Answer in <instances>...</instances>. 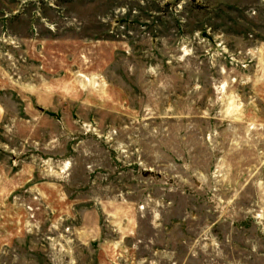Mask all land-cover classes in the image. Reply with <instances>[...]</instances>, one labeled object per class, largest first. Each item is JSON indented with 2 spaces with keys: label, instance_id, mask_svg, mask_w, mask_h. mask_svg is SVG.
<instances>
[{
  "label": "rangeland",
  "instance_id": "1",
  "mask_svg": "<svg viewBox=\"0 0 264 264\" xmlns=\"http://www.w3.org/2000/svg\"><path fill=\"white\" fill-rule=\"evenodd\" d=\"M0 264H264V0H0Z\"/></svg>",
  "mask_w": 264,
  "mask_h": 264
}]
</instances>
